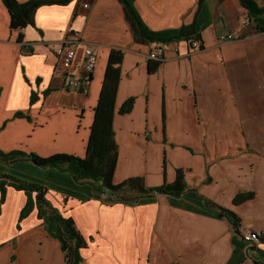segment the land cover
<instances>
[{
    "label": "crops",
    "instance_id": "crops-1",
    "mask_svg": "<svg viewBox=\"0 0 264 264\" xmlns=\"http://www.w3.org/2000/svg\"><path fill=\"white\" fill-rule=\"evenodd\" d=\"M236 1L133 0L151 31L192 22L200 31L201 50L184 41L162 45L163 61L150 72L154 61L147 56L155 45L133 41L118 0L43 6L33 27L12 32L0 0V151L83 157L108 55L120 50L113 183L140 177L158 187L183 172L179 197L106 204L68 172L26 159L0 161V176L39 185L52 207L73 219L87 241L81 264H264V32ZM69 29L97 54L80 90L54 75L53 51ZM131 98V110L119 114ZM18 112L29 119L15 117ZM243 193L253 197L234 205ZM27 202L24 190L6 186L0 193V264H65L36 206L22 217ZM217 207L237 216L242 229L258 232V243L250 246Z\"/></svg>",
    "mask_w": 264,
    "mask_h": 264
},
{
    "label": "trees",
    "instance_id": "trees-1",
    "mask_svg": "<svg viewBox=\"0 0 264 264\" xmlns=\"http://www.w3.org/2000/svg\"><path fill=\"white\" fill-rule=\"evenodd\" d=\"M9 14V29L17 31L28 26H34V15L36 10L43 6H64L71 0H28L18 2L17 0H1ZM203 0H200V2ZM122 5L124 16L130 26L133 41L143 45H166L172 42L184 41L191 48L193 43H198L197 50L202 49L200 42V31L196 22L184 25L175 30L154 32L149 30L141 21L133 4V0H118ZM241 7L246 11L247 20L254 25L257 32H264V0H238ZM19 34L17 42H22ZM122 52L111 50L108 55L107 66L101 86L97 105L94 109L93 122L90 127L86 151L83 157L71 154L57 153L47 157H41L35 153L22 151H11L4 153L0 151V161L10 162L16 159H26L34 166L41 169L55 168L59 171L68 172L75 183H88L93 192L101 196L107 194L114 203L125 205H137L154 201L158 196L179 197L186 189L183 172L176 171L172 183L164 182L158 187H147L140 177H132L119 184L113 183V174L117 160V146L114 140L112 119L117 84L119 80V68ZM159 63L153 62L149 71H154ZM46 90L44 94H48ZM36 100L32 93L30 105ZM133 105V99H128L119 108V114L128 113ZM17 118H27V114L18 112ZM6 186H12L24 190L28 195L26 208L22 212L25 216L33 205L36 206L38 217L44 222L48 234L60 244L64 255L65 264H81L80 251L87 246V241L77 229L71 217H65L45 199L43 188L37 184H28L16 181L9 176H0V193L3 194ZM36 193L35 200L29 197ZM253 197L252 193L238 194L233 199V204H241ZM208 206V202H207ZM218 216L227 219L233 229L237 230L240 220L232 212L217 207ZM263 239V238H261Z\"/></svg>",
    "mask_w": 264,
    "mask_h": 264
},
{
    "label": "built area",
    "instance_id": "built-area-1",
    "mask_svg": "<svg viewBox=\"0 0 264 264\" xmlns=\"http://www.w3.org/2000/svg\"><path fill=\"white\" fill-rule=\"evenodd\" d=\"M87 8V5H83ZM193 48H198V43H193ZM81 51V57L78 59V51ZM57 59V65L54 69V75L60 78L67 89L80 90L85 84L87 77L93 71L97 54L95 49L84 42L77 32L69 29L65 37L53 51ZM164 49L162 45H155L149 53L148 60L159 63L163 61ZM74 71V72H73ZM77 74V75H76ZM78 74H84L85 77L80 79ZM237 232H240L242 238L253 246L260 240V234L248 229H242L240 224L237 226Z\"/></svg>",
    "mask_w": 264,
    "mask_h": 264
},
{
    "label": "rangeland",
    "instance_id": "rangeland-1",
    "mask_svg": "<svg viewBox=\"0 0 264 264\" xmlns=\"http://www.w3.org/2000/svg\"><path fill=\"white\" fill-rule=\"evenodd\" d=\"M235 2H237V1L235 0ZM232 3H233V1L230 2V4H232ZM245 27H249V25L248 26H245ZM98 200L101 201V202H105L106 204H114V201L111 198H109L107 196V194L101 195L100 197H98Z\"/></svg>",
    "mask_w": 264,
    "mask_h": 264
}]
</instances>
